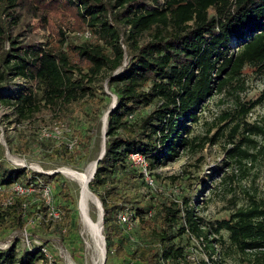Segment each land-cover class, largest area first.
I'll return each mask as SVG.
<instances>
[{"label": "trees", "instance_id": "1", "mask_svg": "<svg viewBox=\"0 0 264 264\" xmlns=\"http://www.w3.org/2000/svg\"><path fill=\"white\" fill-rule=\"evenodd\" d=\"M19 1L0 0V89L9 85L11 76L28 78L32 73L38 91H21L14 100L0 93V101L14 106L22 119L40 108L39 99L48 105L69 106L90 97L97 105L102 104L104 99L97 98L95 88L89 84L105 69L115 70L121 66L125 55L120 29L111 24L106 1L46 0L57 10L63 7L74 10L80 21L87 23L103 40V44L80 46L66 44L63 32L58 44L49 38L44 42H18L21 32L13 36L10 30L19 27L22 21L17 12ZM156 2V6L140 0L117 2L120 10L116 18L130 25L128 45L132 58L120 73L111 77L118 100L108 116L106 152L89 187L104 208L108 255L129 257L135 264H181V260H185V247L181 244L184 235L206 240L213 250V242L218 239L209 238L208 231L203 229V219L195 214L187 200L182 203L169 198L155 202L150 198L144 205H135L126 188L130 179H134L132 186L137 187L136 183L144 177L131 165L129 156L135 152L143 154L151 170L179 157L180 149L191 143L187 137L190 133L187 122L197 120V107L214 93L223 92L242 76L247 66L264 72V0ZM146 34L152 35L150 40L140 42ZM233 39L237 43L235 52L231 49ZM7 41L8 49L5 48ZM77 72L80 77H75ZM155 102L156 108L139 115L142 108ZM251 108L243 106V115ZM238 128L236 124L235 131ZM259 130L254 128V131ZM245 141L253 140L246 138ZM230 156L242 159L248 154L237 144ZM57 176L25 168L7 169L0 164V192L21 182L33 187L29 195L38 201L30 206L28 194L16 193L12 200L7 196L6 204L0 202L1 229L24 228L29 217H36L40 211L45 216L51 214L42 194L44 186L58 185V193L68 199L70 192L64 181L56 180ZM56 207L63 212L72 210L68 204ZM129 207L134 216L140 217L137 226L143 234L135 246L130 239L133 233L127 231L118 217ZM150 210L152 216L145 218ZM63 219L71 222L72 216L61 217L60 214L55 218L51 215L47 222ZM45 222L40 224L45 225ZM221 229L229 231L231 247L252 255L253 264H264V198L253 200L248 208H241L229 219L219 221L214 233ZM212 261V264H221ZM39 262L52 263L42 246L23 252L15 246L0 250V264Z\"/></svg>", "mask_w": 264, "mask_h": 264}, {"label": "rangeland", "instance_id": "2", "mask_svg": "<svg viewBox=\"0 0 264 264\" xmlns=\"http://www.w3.org/2000/svg\"><path fill=\"white\" fill-rule=\"evenodd\" d=\"M105 1L109 6L108 17L111 24L118 25L120 29L125 55L121 66L115 70L105 69L89 84L95 88L97 98L104 99L102 104L97 105L90 97L69 106L48 105L39 99L40 108L28 118L22 119L14 106L0 101V164L7 169L25 168L31 172L58 174L56 180L64 181L70 197H62L58 193L59 186L53 184L55 205L68 204L72 208L69 212H63L55 207L61 217L71 214V222L65 218L48 223L51 214L45 216V213L40 211L36 217H29V223L24 228L4 230L0 227V250L15 246L23 252L35 246H42L52 261L51 264H135L129 257L108 255L104 227L102 234L107 259L105 263L101 262L99 250L81 219V186L78 181L61 171L65 166L80 171L86 170L106 149L108 116L118 100L111 77L120 73L132 58L128 45L130 25L115 16L120 10L117 3L119 0ZM140 1L146 5H157L156 0ZM164 1L160 0L161 3ZM19 2L17 12L22 21L19 27L10 30L13 36L21 32L17 37L18 42H44L49 38L54 44H58L63 32L66 44H103V40L91 31L87 23L80 21L74 10L63 6L57 10L55 5L50 6L46 0ZM87 31L90 36H86ZM151 37V34H146L144 38H140V42L144 43ZM5 44L8 49L9 42ZM231 49L232 52L236 51V39L232 40ZM75 77H80V74L77 72ZM10 80L8 86L0 89L2 97H11L14 100L21 91H38L32 73L28 78L11 76ZM263 98L264 72L258 67L247 66L242 76L234 80L223 92L214 93L197 107V120L187 122L190 133L186 136L191 143L180 149L179 157L153 168L151 176L154 186H149L145 179L144 182L141 180L136 183L137 187L132 186L134 179L129 181L126 191L135 205H144L150 198L155 202H165L169 198L182 203L187 200L195 214L203 219V229L208 231L209 238L218 239L213 242V250L206 240L198 239L192 234L184 235L181 244L191 258L187 257L188 261L181 260V264H212V260L221 264L254 262L252 255L243 254L231 247L229 231L221 229L220 232L214 233V228L218 226L219 221L229 219L239 209L248 208L253 200L264 198ZM243 106L251 108L245 116L242 112ZM156 107L155 102L148 108H142L139 115ZM236 124H239V128L235 131ZM254 128L260 130L254 131ZM246 138L253 141H245ZM237 144L242 146L248 154L247 157L238 159L230 156ZM16 183L6 187V192H0V202L6 204L7 196L10 200L14 198ZM89 190L92 197L98 200L90 187ZM27 194L28 205L32 206L38 202ZM101 210L103 212L102 208ZM99 211L100 207L93 199L90 200L89 215L92 220L97 221ZM41 222H45V225H41ZM102 225L104 226L103 215ZM132 233L135 240L131 242L132 246H135L142 240L143 234L138 226Z\"/></svg>", "mask_w": 264, "mask_h": 264}, {"label": "built area", "instance_id": "3", "mask_svg": "<svg viewBox=\"0 0 264 264\" xmlns=\"http://www.w3.org/2000/svg\"><path fill=\"white\" fill-rule=\"evenodd\" d=\"M90 35H91L90 32L87 31L86 36H90ZM129 161H130L132 166L138 168L143 173V177H144L146 183L149 186H154V180L151 176L152 170L150 169L149 162H148L147 158L143 154L135 152V153L130 154ZM14 189H15V192L17 194H20V195H24L27 193L30 194L34 190L33 187H27L26 185H24L21 182H17L14 186ZM42 194H43V197L45 199V202L50 207L51 215L55 218H59L60 212H59V210L55 209L56 206L54 203L55 201H54V197H53L52 187L51 186H44V188L42 189ZM150 216H152L151 210L145 214V218H148ZM118 217H119L120 223L125 225L127 231H129V232H132V230L140 222V217L134 216V212L130 210V207L126 208L124 211H122ZM132 235L133 234L130 235L131 241L134 239ZM249 251L252 252V250H249ZM189 255L190 254H187V252L185 251V260L186 261H188L187 257L191 258ZM182 260H184V259H182Z\"/></svg>", "mask_w": 264, "mask_h": 264}, {"label": "bare ground", "instance_id": "4", "mask_svg": "<svg viewBox=\"0 0 264 264\" xmlns=\"http://www.w3.org/2000/svg\"><path fill=\"white\" fill-rule=\"evenodd\" d=\"M95 163L89 165L86 170H76L71 167H62L61 171L67 175L68 177L76 180L79 182L81 186V194L79 197V210L81 214L82 222L88 232L92 235L93 243L95 244L96 248L99 250L101 262L103 263V258L105 256V247H104V240L102 234V215L103 212L101 210V203L95 198L92 197V193L89 190V183L92 177V174L95 169ZM100 207V215L97 221L92 220L91 216L89 215V202L92 200ZM71 263V262H70ZM97 263V262H96ZM100 264V263H99Z\"/></svg>", "mask_w": 264, "mask_h": 264}, {"label": "water", "instance_id": "5", "mask_svg": "<svg viewBox=\"0 0 264 264\" xmlns=\"http://www.w3.org/2000/svg\"><path fill=\"white\" fill-rule=\"evenodd\" d=\"M105 152H106V149L104 150V152L102 153V155L97 159L96 163H95V169H94V172L92 174V177L90 179V182L92 181V179L94 178L95 174H96V171H97V166L100 162V160L103 158V156L105 155ZM97 198L99 199V197L97 196ZM100 200V199H99ZM100 203H101V206H102V209H103V219H104V208H103V205H102V202L100 200ZM103 225H102V230H103ZM106 247V246H105ZM106 259H107V249L105 248V256L103 258V263L106 262Z\"/></svg>", "mask_w": 264, "mask_h": 264}]
</instances>
